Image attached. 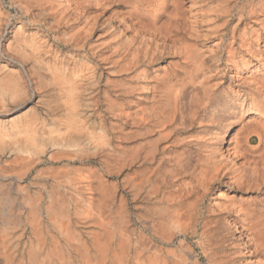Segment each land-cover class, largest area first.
I'll list each match as a JSON object with an SVG mask.
<instances>
[{
  "label": "rangeland",
  "instance_id": "rangeland-1",
  "mask_svg": "<svg viewBox=\"0 0 264 264\" xmlns=\"http://www.w3.org/2000/svg\"><path fill=\"white\" fill-rule=\"evenodd\" d=\"M199 4L201 25L190 0L181 16L157 19L147 0H0V264L232 261L235 250L222 255L213 238L231 219L215 206L220 194L258 197L225 185L231 166L264 156V57L236 51L243 30L261 26L264 0ZM118 15L144 20V34L106 29ZM193 51L197 72L184 60ZM165 103L172 117L162 120ZM222 128L231 156L220 162ZM129 158L138 195L125 185ZM202 195L193 223L156 211L178 199L193 209ZM111 214L125 230L93 241ZM80 228L89 232L70 241L56 231Z\"/></svg>",
  "mask_w": 264,
  "mask_h": 264
},
{
  "label": "bare ground",
  "instance_id": "bare-ground-1",
  "mask_svg": "<svg viewBox=\"0 0 264 264\" xmlns=\"http://www.w3.org/2000/svg\"><path fill=\"white\" fill-rule=\"evenodd\" d=\"M142 1L143 0H141V2ZM147 1L156 2L155 7L150 12L151 17L153 19H157L161 15L164 16L165 14H167L168 9H171V11L168 13V17H170L172 15H180L181 16L183 14V11L181 8V1H183V0H147ZM190 1L195 6V8H194L195 13H193V17L195 19V22L198 23L199 25L203 24L205 22L204 20L209 17L208 13L204 11L205 7L201 4H199V0H190ZM138 8H139V5L131 8V9L137 10ZM261 15H263V14H261ZM253 16L255 18L259 17V15L256 13H253ZM116 19L118 21V25L114 28L110 24H107L106 29L112 28L113 32H116V31L122 32V29H126L128 32L132 31V34H134L136 37L140 36V34H144V28L146 27L144 20H142L140 18L136 19V18H133L132 16L126 17L124 15H120V16L118 15L116 17ZM247 20L249 21V19H247ZM128 21H130L131 24H129ZM71 23H74V22H71ZM260 23H261V26L258 25L259 27L255 31L252 30L250 27H247L243 30L242 38H241L240 44L238 45V48L236 49V51L240 52V50H243V48L246 47L245 52L250 58H253L254 56H256V54L264 57V20ZM75 24H77V19H76ZM238 29H239L238 24H235L232 27V29L230 31V35L232 38H234V33ZM260 43H263V49L261 51H260V49L255 48V46L260 45ZM220 45H223V47H226V43L222 42V39L220 40ZM191 53L188 56H185L184 60L187 61V64L189 63L190 65H192V71L194 70V72H197L200 70L199 69L200 67H199V65H197V63H195V60H197V58H199V53L196 51H193ZM132 64H136V61H133ZM143 78L144 77H140L139 79H143ZM160 90H162V89H160ZM155 91H156V89H155ZM165 94H166L165 97H166V102H167L169 94L168 93H165ZM161 98H163V97H161ZM163 106L165 107L164 109H162L163 111L160 108L161 106L157 107L156 109L158 110V113H160V117L162 118V120H167L168 118L172 117L170 115V111H169V108L171 107V105H169L170 107L168 109H167L168 106L166 105V103ZM145 113H147V109L145 110L144 114ZM126 115L127 114L125 113V116ZM127 117H131V115H127ZM160 117L158 119H161ZM124 120H126V119H124ZM133 125H137V123L133 124ZM162 126L159 128H162ZM137 133L138 132H136V134ZM225 134H226L225 128L219 129L216 132V135H215L216 142L221 146L224 145V143H225L224 142V138L226 137ZM129 139L128 140L126 139V140L129 141ZM247 141H248V139H247ZM137 145H138V147L141 148V146H139V144H137ZM128 150L129 151L133 150V148H128ZM230 150L231 149L229 148V145L227 143H225L223 148H221V149L219 148L220 162L227 160L231 156ZM132 152L133 151H131V154H133ZM133 156H135V155L133 154ZM132 165H134L133 160L130 159V161L126 164L128 173L125 175V185H126V188L130 191V193L135 192V194L138 195L140 190H141V184L142 183L140 184L137 182V177L140 174L139 172H137V171L134 172L133 169H132L133 171L130 172ZM227 174H230L233 176V181L231 183H227L225 185V187L227 189L232 190L233 188H235V189L240 190L241 191L240 193L243 195L254 193V195L257 194L258 197L255 200L247 201L244 199H234V198L230 199V198H227L226 196H223L220 194V203L218 201L216 203V206H215L216 208L220 209V211L217 214L225 216V218H230L231 220L225 219V221H224L225 227L220 228V230H217L216 232H214L213 238H214V241H216V247L217 248L220 247V252L222 255L225 254L226 251H230L231 248H233L235 250V252L230 253L231 256H234V257H231V259H232L231 262L227 263V261L221 260L220 264H235V263H238V264H264V209L263 210L260 209L261 206H263V204H264V197L261 198L259 196V195L264 194V156L259 161L247 162L240 167L231 166L228 169ZM216 179H217V176H213L210 178L209 182L211 183V182L215 181ZM206 190L207 189H203V194L205 193ZM218 192H220V190H218ZM136 195H132V197L133 196L136 197ZM203 198H204V195L201 196V199H199L200 202L198 201L196 203V206L193 207V209H192L191 205L186 204L185 202L180 201V199H178L177 201H174V205L176 204L175 206H177L176 207L177 209L173 208V202L168 200L163 204V207L157 209L156 211L165 217H168V218L174 217L175 218L174 224L179 222L180 218L183 219L184 217H186L189 221H191L193 223L196 221V217H195V215H196L195 213L197 212L196 207L198 205H201ZM130 201H132V200H130ZM129 205H130V202L127 199L125 202V208H126L127 215H130L131 209H130ZM132 206H133V204H132ZM193 211H194V213H193ZM85 214H87V213H85ZM203 214H204V212H203ZM158 218H160V216ZM125 219H127V217ZM220 223H221V221H220ZM217 224H219V223H217ZM127 232L129 233V230ZM68 237H69V235H68ZM69 238H71V240H72V237H69ZM67 240H69V239H67ZM72 242H74V241H72ZM219 242H220V246L218 245ZM232 245H234V247H232ZM135 257H136V255H135ZM148 261H149V259H148Z\"/></svg>",
  "mask_w": 264,
  "mask_h": 264
},
{
  "label": "crops",
  "instance_id": "crops-1",
  "mask_svg": "<svg viewBox=\"0 0 264 264\" xmlns=\"http://www.w3.org/2000/svg\"><path fill=\"white\" fill-rule=\"evenodd\" d=\"M117 216H119L120 218H124L125 217V213H124V217H123V214L119 211L117 213ZM117 216L115 215V217H113V215L111 214L110 216L106 217V220L108 219V223H106L104 226H97L96 229L93 228L92 230H90V232L93 234V235H91V237L93 236L92 239H94L96 242H102V241L107 242V240L111 241V239H112L111 238V234L113 232H119V233L123 232L125 230L124 229L125 226L122 223H120V224L118 223L116 225L112 224L113 218L116 221H118ZM80 229L79 230H75V233H78L79 237L78 236H70V234H69V237H72V239L77 240V239H79V238L84 236L83 233H87L88 232L87 229H85V230H82V229L80 230ZM56 231H57V233L61 234L63 239L71 240V238L68 237V232L67 231H64V230H56ZM69 240H67V241H69ZM100 247H102V246H100ZM98 256H100V254H98ZM98 263L99 264H102V263L107 264V261L104 259V262H102L101 259H99Z\"/></svg>",
  "mask_w": 264,
  "mask_h": 264
}]
</instances>
